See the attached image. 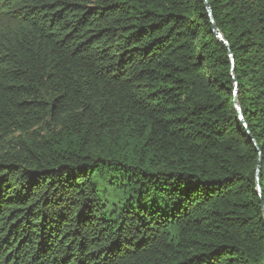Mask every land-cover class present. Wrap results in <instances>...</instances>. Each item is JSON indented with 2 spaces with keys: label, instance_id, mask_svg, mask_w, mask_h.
Returning <instances> with one entry per match:
<instances>
[{
  "label": "trees",
  "instance_id": "1",
  "mask_svg": "<svg viewBox=\"0 0 264 264\" xmlns=\"http://www.w3.org/2000/svg\"><path fill=\"white\" fill-rule=\"evenodd\" d=\"M263 209L264 0H0V264H264Z\"/></svg>",
  "mask_w": 264,
  "mask_h": 264
},
{
  "label": "water",
  "instance_id": "2",
  "mask_svg": "<svg viewBox=\"0 0 264 264\" xmlns=\"http://www.w3.org/2000/svg\"><path fill=\"white\" fill-rule=\"evenodd\" d=\"M205 8H206V11H207V14H208V18H209V20H210V22H211V24H212V32H213L214 34H216L217 38H218L221 42H223L224 44H227L226 42L223 41V39H222L220 33H218V32L216 31V28H215V26L213 25L212 13H211V10H210L209 5H208L207 3H205ZM234 87H235V90H236V89H237V84H236L235 81H234ZM233 95H235V92H234ZM233 105H234L235 110H236L237 113H238L239 120H241V118H242V117H241V111H240V109H239V107H238V105L236 104L235 101H233ZM242 124H243L244 128L247 130V127H246V125L244 124V122H242ZM247 135H248V139H249V141L254 145L253 140H252L251 136L249 135V133H247ZM259 169H260V165L258 166L257 173L259 172ZM263 215H264V209H263Z\"/></svg>",
  "mask_w": 264,
  "mask_h": 264
}]
</instances>
